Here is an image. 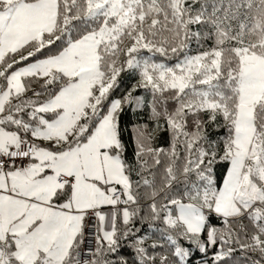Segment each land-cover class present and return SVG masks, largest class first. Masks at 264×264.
I'll return each instance as SVG.
<instances>
[{"label": "snow or ice", "instance_id": "snow-or-ice-1", "mask_svg": "<svg viewBox=\"0 0 264 264\" xmlns=\"http://www.w3.org/2000/svg\"><path fill=\"white\" fill-rule=\"evenodd\" d=\"M0 264H264V0H0Z\"/></svg>", "mask_w": 264, "mask_h": 264}]
</instances>
